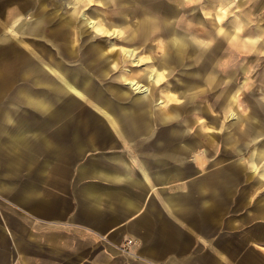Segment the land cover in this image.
Listing matches in <instances>:
<instances>
[{"label": "crops", "instance_id": "crops-1", "mask_svg": "<svg viewBox=\"0 0 264 264\" xmlns=\"http://www.w3.org/2000/svg\"><path fill=\"white\" fill-rule=\"evenodd\" d=\"M11 1L7 8V0H0V264H264L261 201L255 185L246 183L242 157L227 162L216 157L221 160L214 163L218 153L199 147L216 137L188 134L183 123L166 125L178 115V108L167 103L178 99L176 83L163 88L164 97L153 87L190 48L191 57L203 63L197 62L195 70L188 66L191 81L180 94L205 91L217 99L202 113L218 106L240 121L233 107L250 65L261 69L264 24H243L252 36L234 34L203 45L177 30L172 18L260 16L264 0H165L173 7H161L160 0H17V7ZM86 3L90 9L76 10L75 5ZM109 4L112 10L106 12ZM147 5L154 12L144 9ZM83 15L101 31L82 23ZM149 17L157 22L154 33L149 26L143 29ZM137 19L140 28L134 25ZM175 30L182 39L173 40ZM229 30L235 31L225 33ZM27 34L43 44L24 40ZM155 35L164 38L165 50L149 62L161 75L155 73L154 81L144 73L136 77L150 86L149 93L126 82L135 73L118 74L124 86L95 82L96 76L105 80L121 69L123 60L148 63L130 44L138 40L148 47L146 41ZM203 47L207 50L198 52ZM17 48L26 52L23 61ZM195 73L206 82L204 88ZM223 80L229 82L226 89L209 91L220 82L223 86ZM128 89L138 93L129 97V106L117 100L127 97ZM82 102L94 109L96 119L89 124L74 112ZM263 102L255 97L254 122L237 130L249 139L243 143L255 145L250 171L261 179L264 142L255 139ZM28 111L34 116L29 118ZM70 127L93 131L70 137ZM70 138L78 144L73 158ZM127 239L132 244L123 250Z\"/></svg>", "mask_w": 264, "mask_h": 264}, {"label": "rangeland", "instance_id": "rangeland-1", "mask_svg": "<svg viewBox=\"0 0 264 264\" xmlns=\"http://www.w3.org/2000/svg\"><path fill=\"white\" fill-rule=\"evenodd\" d=\"M23 2H25L26 0H22ZM139 4L140 0H134ZM161 1V7L163 5L165 6H171L173 7L170 3H168L165 0H160ZM22 2V4H23ZM70 7L71 9L74 8V4L72 1H70ZM76 2V1H75ZM92 3V2H91ZM18 1L16 0V7H17ZM13 6V2L11 0H7V8ZM36 6V5H35ZM76 6V10H83V9H90V4H81V5H75ZM99 9H101V6H99ZM113 6L112 4H109L107 6V8L105 9L106 12H108L109 9H111ZM115 7V6H114ZM133 8V7H132ZM144 8V7H143ZM33 9H35L33 7ZM144 9L148 10L149 12L152 11L154 12V9H152L149 5H147ZM112 10V9H111ZM24 11H27V9H25ZM157 11V10H156ZM264 12V11H263ZM25 14V12H24ZM33 17V16H32ZM146 18V17H145ZM81 19V18H80ZM139 19H137V21L134 22V25L136 28H140V26H138L137 22ZM172 22L175 25L176 29L186 33L188 35L189 38H196L197 40H199V42L197 43H203V45L206 44V42H201V41H207V40H213L214 39L216 41H222L224 39H227L228 36L231 35H246V36H252L253 35V31H243V29H248V27H246L245 25H253V24H264V15H260V16H238V15H224V16H205V15H174V17L172 18ZM9 23V22H8ZM239 24V25H238ZM243 24H245L244 26H242ZM229 25H233V26H229ZM247 25V26H248ZM147 26L150 27L151 29V33L156 32V30L154 28H157V22L153 17H149L148 19H146V23H145V27L143 26V29H145ZM43 27V26H42ZM142 27V26H141ZM220 27V29H219ZM252 27V26H251ZM230 28V29H235V31H228V33H225V29ZM237 29V30H236ZM239 30V31H238ZM49 29L46 31L48 32ZM164 35V33H162ZM261 35L264 33H260ZM7 35H9L10 37H13L12 32L10 30L7 31ZM28 36H24V40L26 41H30V40H34V41H38V43L43 44V41L41 40L40 37H34L33 35L27 34ZM194 36V37H193ZM163 40L164 38L160 35H155L153 37V39H149L148 41H146V43L148 44L147 46L142 45L141 41H134L132 42V44L135 47V49L138 52V55L141 56L142 58L146 59V57L148 58V63H144L142 65L143 62L140 63H134L133 61L131 62L130 60H123L122 63L120 64V68L115 69L111 72V74L105 79L102 80L100 77L96 76L95 77V82L96 83H101L102 86H107L110 83L113 84H121L124 86V84L118 79V74L120 72H129L128 77L134 76L133 74L135 73V78L136 77H141V75L143 74V71L145 69H151L153 72H158L159 76L161 75L162 70L158 69V65H155L154 63H150L149 61L151 60V58H157L161 55H163L165 47L163 46ZM45 41V40H44ZM47 43H49L48 41H46ZM205 43V44H204ZM24 44V43H23ZM22 44V45H23ZM119 45L121 46H125L128 45L127 43H123V42H119ZM211 45V43H210ZM53 47V46H52ZM30 48V47H29ZM23 49H26L25 46H23ZM10 49H7V51L9 52ZM12 50V49H11ZM119 50H121L119 48ZM188 50V52H182L180 54L181 56V62L180 63H176V65L173 67V69L171 70V73L169 75H167L161 82L160 84H154L153 87L156 90V95H163L164 91L163 88L169 86L170 88H172V85L176 83L177 85V89H178V99L180 100L177 103V100H169L167 101V103L169 105L175 106L178 108V115L176 117H174L172 120H169L166 122V125L171 126L176 123H183L184 125H186V130L188 134H192V135H212L216 138L214 139H210L209 143H205L202 144L199 148L203 147L206 148L209 152L211 153H218V155L214 156L215 160L214 163H217V161L221 160V159H217L219 157H223V161L227 162L229 160L232 159H236L239 157H242L241 161H240V166L241 167H245L246 169V175H245V179L247 180L246 183L247 184H254L256 187L257 192H254V194L260 199L261 201V205H259L258 209H261L263 212L262 215L264 217V178L262 177L259 178V175L257 174V172L255 171H250V162H249V153L250 150L253 149V147L255 146L253 142H249V143H243L246 140H249L247 138L244 137H239V133L237 130H241L244 125L247 124H252V122H254L253 120V113H255V111L253 110L254 107V101H255V97H257V99H260V97L262 99H264V59H263V63L260 66V70L261 71L259 73V71L255 70L253 65H250V71L249 73H247V79L240 83L242 85H239L240 88H243L240 92L239 95V102H235V108L234 110L236 111V113L238 115H240L241 120L237 121L234 120L233 118H231V116H227L225 115L228 111H222L220 109H216V107L213 108V106L209 107L210 112L208 113H202V107L204 105L209 106L210 104L212 105V102L214 101V99L217 97L213 95H206L204 92L198 95H192V96H188V95H181L179 91L184 90V88L187 87V85L190 83V78L189 76L186 75L185 71L190 70V64L191 68H194L197 65V62L199 63H203L202 60L201 61H197L195 60L193 57H191V49H186ZM198 52L200 51H206L207 49L205 47L203 48H197ZM18 51V48H17ZM137 52L133 55L136 56ZM122 53V52H120ZM205 54V53H204ZM20 55L21 59L26 55V52H24V50L20 49V53L19 51L17 52V56ZM23 61V59H22ZM150 63V64H149ZM171 65H174L171 64ZM189 66V67H188ZM258 67V66H257ZM258 69V68H257ZM191 72V71H190ZM195 77H197L196 82L203 84V88L205 86L206 82H201L200 81V77L201 74L199 73H195ZM238 80H233L234 87H237V82ZM224 85L221 86V82L218 84V86L215 85V87L213 86H209L210 88H212L211 90H209L211 93L215 92L218 93L220 91H223V89H226L227 85L229 82H227L226 80H223ZM175 85V87H176ZM208 87V86H207ZM138 93L133 91L132 89L129 90L128 89V96L127 97H119V99L122 101V103H124L125 105H130V96H135ZM164 97V95H163ZM114 101L116 102V97H113ZM213 100V101H212ZM219 100V98H218ZM216 102V100H215ZM223 103V102H222ZM225 103V102H224ZM264 103V102H263ZM154 102H152L149 106L153 105ZM191 104V105H189ZM222 107V106H221ZM223 108H226V103L224 104ZM90 109H93L91 103L89 102H85V104L82 102L81 105H79L77 107V109H74L75 115H78L80 121H86L85 123H91L93 121H95L94 119H96L93 114L91 113ZM94 110V109H93ZM232 110V109H231ZM219 111V112H218ZM260 112V113H259ZM257 113V117L259 119H261L260 121H256L258 127H261V133L259 136H257V138L255 140H257L258 142L263 141L264 142V111H259ZM73 113V111H69V115H71ZM93 113H97L100 114L99 110L93 111ZM27 116L30 118L32 116H34L35 112L34 111H28L26 112ZM224 114V115H223ZM23 116H24V111H23ZM26 116V118H28ZM143 116L145 118H151V116L149 115L148 112H145L143 114ZM257 118V119H258ZM202 121V123L200 122ZM88 124H86L88 126ZM81 130H85V131H93V128H73L70 127L68 129L69 131V135L70 137H72L73 135H78V132ZM102 131H105V128H101ZM211 130V131H209ZM89 133L87 132L86 135H88ZM92 134V132H91ZM90 134V135H91ZM209 137H205V139H209ZM217 137H219L220 140H224L225 142H221L218 141ZM231 140V141H230ZM69 147L71 148V150L69 151V157L73 158L75 157V152L72 150V148H74V146H78L77 143H75L74 140H72V138H70L69 141ZM40 146V145H38ZM217 157V158H216ZM220 162V161H219ZM262 163H264V161H261L259 164L261 165ZM253 173V174H252ZM252 179V180H250Z\"/></svg>", "mask_w": 264, "mask_h": 264}, {"label": "bare ground", "instance_id": "bare-ground-1", "mask_svg": "<svg viewBox=\"0 0 264 264\" xmlns=\"http://www.w3.org/2000/svg\"><path fill=\"white\" fill-rule=\"evenodd\" d=\"M82 23H84L88 27H94L95 26V29H94L95 32H100L101 31V28L99 26H97V24H96L97 22H95V20L93 18H90L88 16L83 15ZM172 34L174 35L173 36V40L182 39V36H179V37L177 36L178 33L176 32V30L173 31ZM164 35H166V32L164 33ZM132 51H133V49H128V53L127 54H132L133 53ZM136 57H138V56H136ZM143 73L145 75H148L147 77H149L152 81L157 79V75L159 74L158 72H156L157 75H155V72H153L151 69H145L143 71ZM126 82L129 84V86H131L132 88H134V89H136L138 91H142L145 94L149 93L150 86L147 83H144V82L140 81L139 79H136V78L135 79H128ZM160 101L162 102L163 100H160Z\"/></svg>", "mask_w": 264, "mask_h": 264}, {"label": "built area", "instance_id": "built-area-1", "mask_svg": "<svg viewBox=\"0 0 264 264\" xmlns=\"http://www.w3.org/2000/svg\"><path fill=\"white\" fill-rule=\"evenodd\" d=\"M132 244V240L131 239H127L124 241V245H123V250H127L128 249V246Z\"/></svg>", "mask_w": 264, "mask_h": 264}, {"label": "snow or ice", "instance_id": "snow-or-ice-1", "mask_svg": "<svg viewBox=\"0 0 264 264\" xmlns=\"http://www.w3.org/2000/svg\"><path fill=\"white\" fill-rule=\"evenodd\" d=\"M209 131H211V130H209Z\"/></svg>", "mask_w": 264, "mask_h": 264}]
</instances>
